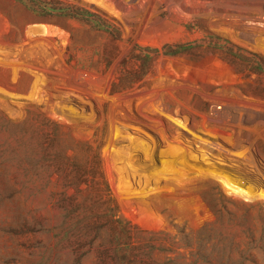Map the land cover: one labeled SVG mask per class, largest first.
Masks as SVG:
<instances>
[{"label":"rangeland","instance_id":"rangeland-1","mask_svg":"<svg viewBox=\"0 0 264 264\" xmlns=\"http://www.w3.org/2000/svg\"><path fill=\"white\" fill-rule=\"evenodd\" d=\"M261 1L0 0V264L190 263L223 203L264 225Z\"/></svg>","mask_w":264,"mask_h":264},{"label":"trees","instance_id":"trees-1","mask_svg":"<svg viewBox=\"0 0 264 264\" xmlns=\"http://www.w3.org/2000/svg\"><path fill=\"white\" fill-rule=\"evenodd\" d=\"M262 60L264 61L263 57ZM262 70L263 67L260 66L254 72L261 74L263 73ZM74 166L77 174L83 171L82 165L77 163ZM81 184L78 181L74 185L78 188ZM68 187L70 186H66V188ZM236 207L234 206L235 210L238 209ZM251 211H255V205L244 203V214L242 217H245ZM258 212H262V209L259 208ZM224 214L228 217L235 216L229 206L223 203L221 209L216 212L219 217L217 226L204 227L200 230L198 232L200 241L196 247L194 246V238L190 237V234L185 235L184 239L188 238L189 243L184 247H178V250H181V248L189 249L190 256L195 258V260L188 263L186 261L187 256L180 254L179 260H183V262L177 264H211L207 259L213 256L220 258L217 264H257V260L261 255L264 256V225H259L256 221L253 223H248L246 220L237 222L230 218L225 224L223 220ZM238 229L241 230L239 231ZM202 234L205 235L201 238ZM116 264H140V262L136 259H131L128 253H125L119 256Z\"/></svg>","mask_w":264,"mask_h":264},{"label":"bare ground","instance_id":"bare-ground-1","mask_svg":"<svg viewBox=\"0 0 264 264\" xmlns=\"http://www.w3.org/2000/svg\"><path fill=\"white\" fill-rule=\"evenodd\" d=\"M205 1H207L209 3H213L215 5H219V4L223 3V2H238L239 1V2H244V3L245 2H252L253 3V2H257V1H261V0H205Z\"/></svg>","mask_w":264,"mask_h":264}]
</instances>
